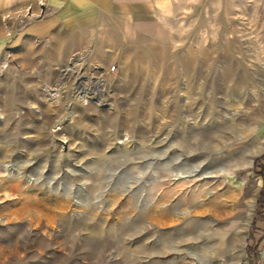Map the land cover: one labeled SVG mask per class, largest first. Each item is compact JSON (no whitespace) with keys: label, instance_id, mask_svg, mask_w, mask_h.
Listing matches in <instances>:
<instances>
[{"label":"rangeland","instance_id":"obj_1","mask_svg":"<svg viewBox=\"0 0 264 264\" xmlns=\"http://www.w3.org/2000/svg\"><path fill=\"white\" fill-rule=\"evenodd\" d=\"M105 34L56 69L5 56L0 264H264V0H165L150 33ZM215 195L231 220L198 213Z\"/></svg>","mask_w":264,"mask_h":264},{"label":"crops","instance_id":"obj_2","mask_svg":"<svg viewBox=\"0 0 264 264\" xmlns=\"http://www.w3.org/2000/svg\"><path fill=\"white\" fill-rule=\"evenodd\" d=\"M165 0H0V67L5 56L29 68L56 69L75 56L84 59L107 31L150 33ZM2 55L4 57L2 58ZM7 59V60H8ZM6 60V61H7ZM100 62L95 60L98 66Z\"/></svg>","mask_w":264,"mask_h":264},{"label":"bare ground","instance_id":"obj_3","mask_svg":"<svg viewBox=\"0 0 264 264\" xmlns=\"http://www.w3.org/2000/svg\"><path fill=\"white\" fill-rule=\"evenodd\" d=\"M218 188V187H217ZM232 191V187L230 185H228L225 193H228L230 194V192ZM232 194V193H231ZM204 195V194H203ZM173 196V195H172ZM200 196V195H199ZM171 197V196H170ZM216 197V195H215ZM223 197H224V194H223ZM231 197L232 196H228L227 197L225 196V199H221L219 198V196H217L215 199L211 200V201H207V200H202L201 202L198 203V206H197V210H198V213L208 217V218H212V219H215V221L217 222H221L222 220L219 218V215L220 214H225L226 215V218L224 219V222L227 220H231L233 218V211H234V208H233V205H229V203L231 202ZM201 200V199H200ZM193 202V201H192ZM191 202V203H192ZM233 202V201H232ZM239 212V211H238ZM201 216V215H200ZM224 216V215H223ZM196 217V216H194ZM236 217V216H235ZM198 218H199V215H198ZM201 218V217H200ZM206 219V218H205ZM171 220V219H170ZM202 220V219H201ZM209 221V220H208ZM231 222V221H230ZM237 224V227H236V230L233 234V237L231 238L230 240V243H229V248H225V249H216V252L217 253H225L226 251H233L234 248L241 243V239L243 237V232H244V226H245V219H242L241 221H238V223H235ZM207 225V224H206ZM190 228V227H189ZM206 232L209 231V228H207L205 226V230ZM203 231V232H204ZM201 233V232H200ZM193 235V234H192ZM190 236V235H189ZM194 236V235H193ZM209 243H206V245H202L199 249V254H201L202 257H209L212 253L211 251V248L209 245H207ZM215 248V247H213ZM215 252V254H216ZM214 253V252H213ZM238 254L237 253H233L230 252V258L233 259L237 256ZM199 256V255H198ZM218 257V256H217ZM226 258V257H225ZM235 262V261H234ZM234 264H237L234 263Z\"/></svg>","mask_w":264,"mask_h":264},{"label":"trees","instance_id":"obj_4","mask_svg":"<svg viewBox=\"0 0 264 264\" xmlns=\"http://www.w3.org/2000/svg\"><path fill=\"white\" fill-rule=\"evenodd\" d=\"M254 166L257 176H260L262 178V188L260 192L258 205L261 207V209H264V154L256 158L254 162ZM257 170L259 171L257 172Z\"/></svg>","mask_w":264,"mask_h":264}]
</instances>
